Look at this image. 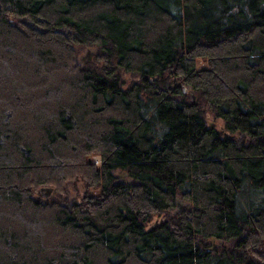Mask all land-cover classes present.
Wrapping results in <instances>:
<instances>
[{"label":"trees","instance_id":"trees-1","mask_svg":"<svg viewBox=\"0 0 264 264\" xmlns=\"http://www.w3.org/2000/svg\"><path fill=\"white\" fill-rule=\"evenodd\" d=\"M0 264H264V0H0Z\"/></svg>","mask_w":264,"mask_h":264},{"label":"rangeland","instance_id":"rangeland-1","mask_svg":"<svg viewBox=\"0 0 264 264\" xmlns=\"http://www.w3.org/2000/svg\"><path fill=\"white\" fill-rule=\"evenodd\" d=\"M20 21L22 23H24L26 26L30 25V26H37V24L30 18H23L20 19ZM38 28V27H36ZM96 52V48L92 47V46H85V49L80 51L77 54V59L79 61L80 64H86V62H88L89 60L93 59L94 53ZM205 60L202 58L197 59V67L198 68H205L207 66V64L204 62ZM117 73L121 75V79H123V86H129L132 82L137 81L139 78H137L136 76H133L132 74L130 75L129 73L123 72L121 68H117L115 67ZM181 80L178 79L177 77L173 78L172 80V87H176L177 85L181 86ZM189 88L184 87L183 90L184 92H188L190 98H192L194 101L197 100L198 98H196V95L192 92L188 90ZM205 120L209 125H214L216 129L218 130H222L223 127V120L221 119H217L214 117L213 113L211 112V110L209 111L208 109H206V115H205ZM245 134L241 135V134H237L235 135V140H237V142L239 144H244L245 141H248L245 139ZM87 160L89 162H92L95 166H99L101 163V159L99 158V155L97 153H93L90 155V158L87 157ZM114 175L119 177L121 176V172L119 169H115L113 171ZM127 177H121V180H128L126 179ZM47 188H50V192L49 194L46 193ZM55 189L54 187H52L50 184H46L43 186H39L35 189V191L32 192L33 196L35 197V199H40L42 202H47L50 198H54L56 195L63 197V198H71V199H76L77 201L80 200L81 196L86 194V193H93L95 194L96 189L94 188H89L87 189L85 187V182L84 180H82L80 177L79 179L76 180H68L67 182L64 183L63 185V190L59 189L58 192H55L56 194L52 193V191ZM47 194V195H46ZM180 203V202H179ZM182 203V202H181ZM180 203V204H181ZM179 208L181 209V207L178 205L177 208L172 209L170 212H168V214H174L177 213ZM159 218H161V216H159ZM158 217H155L153 220H158ZM223 243L222 241L216 242L214 244L215 246H218L219 244Z\"/></svg>","mask_w":264,"mask_h":264},{"label":"water","instance_id":"water-1","mask_svg":"<svg viewBox=\"0 0 264 264\" xmlns=\"http://www.w3.org/2000/svg\"><path fill=\"white\" fill-rule=\"evenodd\" d=\"M45 190H46V193L49 194V192H50V188H47V189H45ZM47 194H46V195H47Z\"/></svg>","mask_w":264,"mask_h":264}]
</instances>
